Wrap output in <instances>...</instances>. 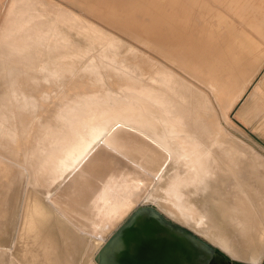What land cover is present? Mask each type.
Listing matches in <instances>:
<instances>
[{
  "label": "bare ground",
  "instance_id": "obj_1",
  "mask_svg": "<svg viewBox=\"0 0 264 264\" xmlns=\"http://www.w3.org/2000/svg\"><path fill=\"white\" fill-rule=\"evenodd\" d=\"M83 1L102 7V18L122 25L118 30L144 49L111 38L51 0L35 1L34 16L22 11L23 0H0L1 54L8 43L0 57V148L15 162L0 157V264H79L81 235L56 217L47 198L102 141L158 182L107 242L92 241L82 264H207L209 248L170 231L163 218L209 237L234 261H260L262 159L224 131L216 106L228 114L245 97L243 63L256 64L258 44L241 31L240 43H226L225 33L236 35L247 25L264 36V0ZM213 5L236 15L239 29ZM179 16L199 25L173 35ZM37 41L50 60L63 58L43 73L35 62ZM7 123L14 128L5 141ZM65 194L75 196L73 188ZM56 203L95 222L65 200Z\"/></svg>",
  "mask_w": 264,
  "mask_h": 264
},
{
  "label": "rangeland",
  "instance_id": "obj_2",
  "mask_svg": "<svg viewBox=\"0 0 264 264\" xmlns=\"http://www.w3.org/2000/svg\"><path fill=\"white\" fill-rule=\"evenodd\" d=\"M35 1H38L39 3L41 2V4H47V1L49 0H23L22 11L26 15L34 16L39 13L38 10L40 5L35 4ZM51 1L56 3L58 6H60V8L64 12L72 13L71 15L77 16L78 19L80 17L79 19L80 21L86 24L90 22V25H93L94 27L103 30L111 38L112 37L118 38V40H124L126 44L139 47L142 50L144 49L143 45H140V43H137L135 39H133L132 34H126L121 30H118V29H124L122 25L118 24L121 26L120 27L102 18V16L98 13V11L103 10V9H99L102 7L98 6L96 8L94 4L91 6L89 2L85 3L83 0H51ZM18 6L19 4L15 3L13 5V8L16 9ZM213 6L215 7L216 10H218L217 11L218 13L225 16V18L228 21L230 22L232 21L233 23H235V26L237 27V29H239V26H241L240 23L241 20L238 19L240 21L239 22L237 20L236 15H232L231 13H228L223 7L221 8L217 5H213ZM103 8L106 7L103 6ZM1 14H2V9L0 8V15ZM86 21H88V23ZM193 23L198 24V21L194 22L193 20L190 19L189 20L182 19L179 16L177 18V21L173 23L174 26L173 35H179L182 33L179 27L181 28L189 27L190 30H192L194 25ZM3 24L5 26V22ZM112 25L117 28L115 29V27H112ZM242 26L240 28L241 30H238V33L236 35L231 32H226L225 42L227 43L228 41H230L237 43L239 41L240 43L238 37L239 36L241 37V32H244L245 34H247V36L250 39H252V37L255 38L256 40L255 42H257L258 44L256 49L259 55V59L255 65H253L252 59L250 58L247 63H243L244 66H247L246 69L248 70L245 73L244 79L242 80L241 83L242 84L241 88L243 87L245 92V97H243L244 99L243 101H241V104L235 106V108L232 107L233 109L230 108L228 114H226L225 111L226 109L222 106V104H217L216 107H217V113L218 114L221 113L220 114L221 118L222 119L224 118L223 119L224 131L230 136H232L235 140L243 144L244 146H247L249 148L251 147V149H254L255 150L254 153L259 157V159L260 158L262 159V160L260 159L261 160L260 166L262 169H264V165H263L264 163V36L261 37V35H258V33H256L255 31L254 32L250 31L251 29H249L250 27H248L247 25H246L247 27L245 25ZM153 27L154 26H150L149 29L155 30ZM106 30H108L109 32ZM253 33L255 36L252 35ZM78 39H79L78 35L72 38L73 41H78ZM6 44L8 43L2 44L3 54L0 53V57L4 55L7 49ZM32 45L38 47V49L40 50L38 51L40 52L41 55H39L38 56L39 58L35 60V62L38 64L37 72L39 73L46 72L45 68L47 67V65L49 64L53 65V63L55 64L56 61H60L63 59V58L54 57L53 59L50 60L51 57L49 55L50 51L46 47H44L43 44H40L37 41ZM46 45L48 46L49 43H46ZM70 47H72V45ZM70 47H68L65 50L70 49ZM220 47L224 48L223 46ZM46 50L48 51L44 53ZM257 53L254 55L255 57L257 56ZM3 76L0 77V79L2 78L0 82L5 81V78H3ZM1 86L2 85H0V87ZM18 98H21L20 95ZM16 105L20 106L19 110L23 108V103L21 101L18 102ZM7 106H11V103H9ZM12 110H14V107L12 108ZM251 112L253 113L252 117L250 116ZM9 124L10 123H7L4 126L5 129H8L6 130L8 133L4 138L5 141L8 135H12L11 129L14 128V124L13 125H11L12 123L10 125ZM120 124L127 126L130 125L129 123L124 121H122ZM1 143H3V139H0V144ZM110 148L112 147H110L108 144L102 141L96 153L91 157V159H89V161H87L83 165V167L80 170H78V172L74 175V178L73 177L69 178L61 187L56 189V191L53 193L51 197L47 198L50 208L53 211H55L54 212L55 215L58 213L56 217L59 220L63 218L61 220L63 223L67 224L68 226L71 225L70 227L76 230L79 236L81 235L80 236L81 239L78 246L79 253L77 255L78 258L77 262L79 264H82L83 263L82 260L85 258V256H87L92 251L91 248L93 247L92 241L102 240L104 242H107L108 239L111 237L112 233L116 230V228H118L121 225V223L139 204L143 203V200L148 196L152 188L158 182L157 176H155L152 173L149 174V172L145 171L139 165L134 164L133 162L125 158L117 150H115L114 148L112 149ZM0 157L5 161H10L15 163L14 160L11 159V156L7 155V153L2 148H0ZM98 159L99 162L97 161ZM78 180L80 183L78 182ZM70 188H73L75 192L74 198L71 199L65 194L66 189H70ZM57 200L67 201L69 204L72 205L73 208L78 209L81 212L92 216L95 222L94 223H89L88 221L86 222V220L80 218L78 215H75L70 210L58 206L56 203ZM176 225L182 227L189 234L194 235L196 238L201 239L202 241L206 242L209 245L213 243L214 246L212 245L211 246L217 251V253L212 258L210 264H226L224 263V260H226L228 256L217 248V246L219 247L217 243H215L207 236H201L207 240L209 239L208 241L211 243L210 244L205 239L195 235L192 231H189L187 228L179 224ZM221 240H223V238ZM219 248L221 249V247ZM221 250L224 251L223 249ZM224 252L227 253L226 251ZM61 253L64 254V251ZM219 254H222L224 257L221 259L219 257ZM236 259L245 262H250L253 264H258L263 259L260 264H264V255L263 258H261V260L258 261L257 263L244 260L243 258L240 257H237ZM233 264H244V263L236 261Z\"/></svg>",
  "mask_w": 264,
  "mask_h": 264
},
{
  "label": "water",
  "instance_id": "obj_3",
  "mask_svg": "<svg viewBox=\"0 0 264 264\" xmlns=\"http://www.w3.org/2000/svg\"><path fill=\"white\" fill-rule=\"evenodd\" d=\"M163 218V217H162ZM163 221H164V226L165 225H167V226H165V227H169V229H170V231H172V232H174V231H181V232H183V233H186V234H189L185 229H183L182 227H179L178 225H176L174 222H172V221H170V220H168V219H166V218H163ZM172 229V230H171ZM174 229V230H173ZM189 235H191L193 238H195L196 240H198L200 243H202L203 245H206L208 248H209V250L211 251V256H210V258H209V260H208V262H207V264H210L211 263V260H212V258L216 255V253H217V251L211 246V245H209V244H207L206 242H204V241H202L201 239H199V238H196L194 235H192V234H189ZM220 250V249H219ZM221 251V250H220ZM222 252V251H221ZM219 257L222 259L223 257H222V254H219ZM234 262H236V261H234L231 257H229L228 256V259L227 260H224V263H227V264H233ZM100 264H104L102 261L100 262ZM244 264H247V263H244Z\"/></svg>",
  "mask_w": 264,
  "mask_h": 264
},
{
  "label": "flooded vegetation",
  "instance_id": "obj_4",
  "mask_svg": "<svg viewBox=\"0 0 264 264\" xmlns=\"http://www.w3.org/2000/svg\"><path fill=\"white\" fill-rule=\"evenodd\" d=\"M222 257H224V256L222 255ZM227 259H228V258H227ZM227 259H226V260H227ZM226 264H227V263H226Z\"/></svg>",
  "mask_w": 264,
  "mask_h": 264
}]
</instances>
